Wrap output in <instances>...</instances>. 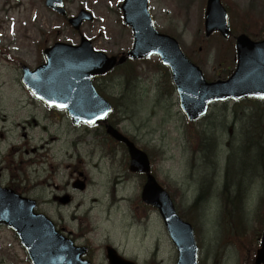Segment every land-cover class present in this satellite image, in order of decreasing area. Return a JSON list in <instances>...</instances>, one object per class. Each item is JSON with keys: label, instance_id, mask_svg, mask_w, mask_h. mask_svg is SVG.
<instances>
[{"label": "rangeland", "instance_id": "obj_1", "mask_svg": "<svg viewBox=\"0 0 264 264\" xmlns=\"http://www.w3.org/2000/svg\"><path fill=\"white\" fill-rule=\"evenodd\" d=\"M64 1L70 17L84 9L94 21L77 33L45 0H0V181L34 188L31 197L46 203L44 212L58 228L68 229L78 246H92L87 259L93 264H108L107 244L138 264H152L153 255L158 264H176L178 255L159 212L141 202L144 178L129 172L127 152L100 127H77L66 113L48 110L21 83L20 66L38 67L43 50L55 42L79 45L83 36L109 56L131 50L124 0ZM222 2L233 31L228 40L219 34L206 38L207 0L150 2L157 30L175 37L210 81L225 75L232 54L235 62V36L264 38V0ZM158 61L129 63L96 82L116 107L111 120L149 153L157 180L172 192L179 215L193 224L199 264H254L264 231V128L255 133V145L244 134L253 126L245 119L256 112L264 117V104L213 106L190 126L176 92L164 95L173 85ZM233 110L239 114L227 116ZM202 130L217 144L213 157L210 145L206 154L198 147ZM232 153L234 164L226 160L227 166L238 171L223 166ZM79 178L86 183L84 192L73 188ZM56 195H69L72 203L60 206L53 202ZM0 264H29L7 230L0 232Z\"/></svg>", "mask_w": 264, "mask_h": 264}, {"label": "water", "instance_id": "obj_2", "mask_svg": "<svg viewBox=\"0 0 264 264\" xmlns=\"http://www.w3.org/2000/svg\"><path fill=\"white\" fill-rule=\"evenodd\" d=\"M46 5L66 15L61 8L63 0H46ZM122 10L125 23L134 30L135 44L128 57L139 60L160 56L163 64L171 69L180 107L189 122L204 116L213 102L249 98L264 100V41L254 42L244 34L239 36L237 70L227 81L208 83L200 68L186 57L178 41L157 32L149 11V0H126ZM85 21H93V16L81 11L69 23L79 31ZM205 30L207 37L214 32L221 33L224 38L229 37L228 14L221 0H208ZM44 54L45 65L34 72L23 69V83L38 99L48 107L66 110L76 125L98 124L112 112L111 105L98 94L93 79L123 65L127 61L126 56L108 57L95 51L91 41L85 38L79 46L57 43ZM107 132L128 147L131 172L147 175L142 201L159 210L178 253L177 264H199L194 229L178 216L169 193L151 174L148 155L115 128L108 127ZM77 186L84 189V184ZM34 208L33 201L22 199L12 191L0 190V224L4 221L20 233L34 264H89L81 260L85 250L75 249L71 242L57 235L47 218L34 215ZM31 230V237L40 242L41 247L29 238ZM260 243L255 264H264V233ZM41 251L51 254L44 256ZM108 259L109 264H134L110 249Z\"/></svg>", "mask_w": 264, "mask_h": 264}, {"label": "trees", "instance_id": "obj_3", "mask_svg": "<svg viewBox=\"0 0 264 264\" xmlns=\"http://www.w3.org/2000/svg\"><path fill=\"white\" fill-rule=\"evenodd\" d=\"M254 38H261V37H254ZM234 54H232V60H231V62H228L226 65H225V68H224V72H223V74H225V75H223V77H227L228 76V74H229V72H231V69H232V67H233V65H234ZM157 64H158V66H157V68L161 71V72H166V73H168V75H169V77H170V73H169V71H168V69H166V68H164L162 65H161V63H160V61H158L157 62ZM117 70H119V69H117ZM116 70V71H117ZM115 71V72H116ZM164 72V73H165ZM222 75V74H221ZM222 76H221V78H223ZM171 88H172V90L171 91H165V94L164 95H168L169 94V96H172V94L173 93H175V89H174V87L173 86H171ZM98 90L101 92V93H103V90H102V88L101 87H98ZM241 105H243L244 103H240ZM225 105H227V104H225ZM116 112V111H115ZM237 114H239V113H237L235 110H233L232 112H230V113H228L227 114V116H231V115H237ZM252 115H254V114H252ZM245 121H247V122H250L253 126H252V128L249 130V132H247V134L245 133L244 135H248V137H247V139L249 140V142H251L252 143V145H255V143H256V139H255V136H256V132H258V133H261V131L263 130V128H264V125H263V123H264V118H259V116H257V115H254L253 117H252V119H249L248 117L245 119ZM209 133L206 131V130H202V131H200V132H198V139H197V137H196V139H197V141H199L198 142V147L199 148H202L203 147V153H205L206 154V151H205V146L206 147H208L209 145H210V147H211V151H210V155L212 154L213 156H214V154L216 153V146H217V144L215 145V140H214V138H209L207 135H208ZM190 135H192V133H190ZM190 135H188V137L190 136ZM244 135H242V136H244ZM257 143H258V145H260L261 146V144H259V140H257ZM250 144V143H249ZM256 148V147H255ZM244 149L245 148H243V151H244ZM256 150H257V148H256ZM229 152V151H228ZM202 153V151H200V150H198L197 152H196V156H198L199 157V155H201V154H203ZM243 153H245V152H243ZM235 154L236 153H232L231 155H229L228 156V159L226 158V160L228 161L229 160V163H230V161H231V166L234 164V162H233V159H234V156H235ZM211 155V156H212ZM212 156V157H213ZM215 156H217V155H215ZM215 160H217L216 159V157H215ZM217 161H219V160H217ZM227 161H226V166H227ZM229 163H228V165H229ZM231 166H229V168L231 167ZM228 168V166H227V170L229 169ZM258 169L259 168H257V169H254L253 171H251L250 169H248V172L252 175L253 173H255V172H258ZM215 170H216V165H215ZM229 170H233V171H238L237 169H235V168H230ZM242 171V170H241ZM221 172H223V171H221ZM246 171H244L243 170V173H245ZM215 173H217V172H214V174Z\"/></svg>", "mask_w": 264, "mask_h": 264}, {"label": "flooded vegetation", "instance_id": "obj_4", "mask_svg": "<svg viewBox=\"0 0 264 264\" xmlns=\"http://www.w3.org/2000/svg\"><path fill=\"white\" fill-rule=\"evenodd\" d=\"M15 189L17 190V192L22 193L24 196L31 195L32 194L31 191L34 190V188L25 189V188H23V186H18ZM60 201H61L60 196H58V195L54 196L53 202L59 203ZM71 203H72V198L69 196V204H71ZM44 205H46L45 202L38 201V208L39 209H40V206H44ZM64 230L67 231V234L73 235L68 229L64 228Z\"/></svg>", "mask_w": 264, "mask_h": 264}, {"label": "bare ground", "instance_id": "obj_5", "mask_svg": "<svg viewBox=\"0 0 264 264\" xmlns=\"http://www.w3.org/2000/svg\"><path fill=\"white\" fill-rule=\"evenodd\" d=\"M118 200V199H117ZM124 200V199H121V201Z\"/></svg>", "mask_w": 264, "mask_h": 264}, {"label": "snow or ice", "instance_id": "obj_6", "mask_svg": "<svg viewBox=\"0 0 264 264\" xmlns=\"http://www.w3.org/2000/svg\"><path fill=\"white\" fill-rule=\"evenodd\" d=\"M62 107V106H61Z\"/></svg>", "mask_w": 264, "mask_h": 264}]
</instances>
